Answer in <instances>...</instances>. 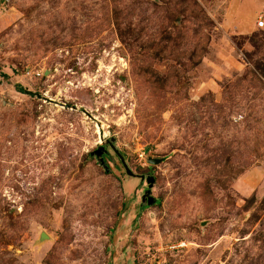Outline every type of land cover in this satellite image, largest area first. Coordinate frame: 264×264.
<instances>
[{"label": "rangeland", "instance_id": "374dc122", "mask_svg": "<svg viewBox=\"0 0 264 264\" xmlns=\"http://www.w3.org/2000/svg\"><path fill=\"white\" fill-rule=\"evenodd\" d=\"M261 20L0 0V264H264Z\"/></svg>", "mask_w": 264, "mask_h": 264}, {"label": "water", "instance_id": "95a60500", "mask_svg": "<svg viewBox=\"0 0 264 264\" xmlns=\"http://www.w3.org/2000/svg\"><path fill=\"white\" fill-rule=\"evenodd\" d=\"M29 93L34 94L33 92H29ZM102 149L104 150L105 148L102 147ZM101 154H102L101 150L98 151V155H101ZM119 156L121 157V159H122L123 162L125 163V165H126V169H127L128 173H129L130 175H133L134 173H133L132 170L129 168V166H128V164L126 163L124 157H123L122 155H120V154H119ZM151 162H152L153 164H158V163L160 162V160H157V159H151ZM154 182H155V178H154V177H151V178L149 179L150 187H153V186H154ZM149 193H151V190L148 192V194H146L144 200H146V199L148 198V203H149L150 205H152V204H154V203L156 202V199H155L154 197H152ZM149 195H150V196H149ZM148 196H149V197H148Z\"/></svg>", "mask_w": 264, "mask_h": 264}, {"label": "built area", "instance_id": "2783aa9c", "mask_svg": "<svg viewBox=\"0 0 264 264\" xmlns=\"http://www.w3.org/2000/svg\"><path fill=\"white\" fill-rule=\"evenodd\" d=\"M259 25H260V27H263V26H264V21L261 20V21L259 22Z\"/></svg>", "mask_w": 264, "mask_h": 264}]
</instances>
